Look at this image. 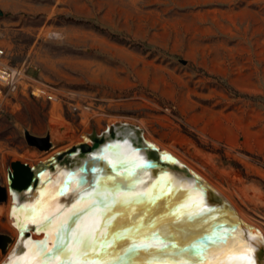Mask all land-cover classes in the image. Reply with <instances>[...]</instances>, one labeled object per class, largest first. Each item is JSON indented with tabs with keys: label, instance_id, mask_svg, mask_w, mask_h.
I'll list each match as a JSON object with an SVG mask.
<instances>
[{
	"label": "rangeland",
	"instance_id": "1",
	"mask_svg": "<svg viewBox=\"0 0 264 264\" xmlns=\"http://www.w3.org/2000/svg\"><path fill=\"white\" fill-rule=\"evenodd\" d=\"M0 47L64 95L17 93L0 105L6 191L12 162L35 166L127 125L207 177L264 234V0H0ZM66 93L90 111L73 113ZM28 135L48 137L49 149ZM7 209L8 193L0 234L13 244Z\"/></svg>",
	"mask_w": 264,
	"mask_h": 264
},
{
	"label": "bare ground",
	"instance_id": "2",
	"mask_svg": "<svg viewBox=\"0 0 264 264\" xmlns=\"http://www.w3.org/2000/svg\"><path fill=\"white\" fill-rule=\"evenodd\" d=\"M80 139L7 173L1 264H264L263 232L178 155L127 126Z\"/></svg>",
	"mask_w": 264,
	"mask_h": 264
},
{
	"label": "built area",
	"instance_id": "3",
	"mask_svg": "<svg viewBox=\"0 0 264 264\" xmlns=\"http://www.w3.org/2000/svg\"><path fill=\"white\" fill-rule=\"evenodd\" d=\"M17 93H25L49 103L58 101L64 96L54 86L28 74L23 66L10 64L5 49L0 47V105ZM65 96L70 101L69 109L73 113L80 115L90 111L89 105L80 103L74 98L75 95L66 93Z\"/></svg>",
	"mask_w": 264,
	"mask_h": 264
},
{
	"label": "water",
	"instance_id": "4",
	"mask_svg": "<svg viewBox=\"0 0 264 264\" xmlns=\"http://www.w3.org/2000/svg\"><path fill=\"white\" fill-rule=\"evenodd\" d=\"M127 125H122L121 127H126ZM119 127V128H121ZM128 127V126H127ZM133 129V128H132ZM140 131H137L139 133ZM112 134V133H111ZM140 140H142V137H140ZM27 141L30 145L32 146H37L41 150H48L50 147V142L48 140V137L45 138H37L28 135L27 136ZM96 141V140H95ZM143 142V140H142ZM125 148H119L116 150V153L120 156H126L127 154L125 153ZM150 153H157V150L153 147L150 149ZM150 162L148 160L142 161L141 163L136 164V167L139 166H149ZM28 166L24 163H21L19 161L12 162L10 165V169L8 170V174H11L14 179H17L21 175H25L28 172ZM185 173L188 174L187 170L184 168L183 169ZM7 200V191L6 188L0 186V203L5 202ZM96 203L92 202L91 205H94ZM88 226V225H87ZM10 242V238L6 235L0 234V250H4L7 247V244Z\"/></svg>",
	"mask_w": 264,
	"mask_h": 264
}]
</instances>
